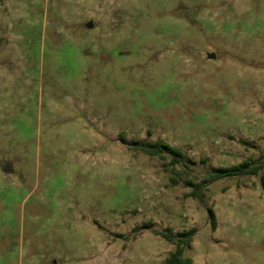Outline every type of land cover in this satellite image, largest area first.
Listing matches in <instances>:
<instances>
[{
	"label": "rangeland",
	"instance_id": "1",
	"mask_svg": "<svg viewBox=\"0 0 264 264\" xmlns=\"http://www.w3.org/2000/svg\"><path fill=\"white\" fill-rule=\"evenodd\" d=\"M245 159L264 0H0V264H161L191 228L192 264H264V166L187 184Z\"/></svg>",
	"mask_w": 264,
	"mask_h": 264
},
{
	"label": "trees",
	"instance_id": "2",
	"mask_svg": "<svg viewBox=\"0 0 264 264\" xmlns=\"http://www.w3.org/2000/svg\"><path fill=\"white\" fill-rule=\"evenodd\" d=\"M123 140L126 139L123 138ZM130 146L137 148L147 154L159 156L163 160H167L169 158L170 164H172V166L175 168L178 164H186V160L188 159V155L181 148L175 147L169 143H165L160 139L155 141L136 139L131 142ZM263 166L264 161L257 162L253 159H245L238 164L214 167L210 172L205 174V177L201 183L195 184L191 181L187 183L188 185L193 186V190L190 194L199 196L204 185L210 184L213 181L224 177L256 174ZM262 180L264 185V175L262 176ZM209 214L212 227L215 229L217 219L215 210L212 207H209ZM146 226H149V223H147ZM157 232L175 245L174 250L169 253V255L161 264L193 263V258L186 256L184 253L186 249L192 245L196 232L195 228L185 229L177 233H174L171 229Z\"/></svg>",
	"mask_w": 264,
	"mask_h": 264
},
{
	"label": "water",
	"instance_id": "3",
	"mask_svg": "<svg viewBox=\"0 0 264 264\" xmlns=\"http://www.w3.org/2000/svg\"><path fill=\"white\" fill-rule=\"evenodd\" d=\"M92 22L90 21L89 22V26H92ZM215 55L214 54H211V57H214ZM12 168H11V165L9 164V163H7V165H6V167H5V170H7V171H9V170H11Z\"/></svg>",
	"mask_w": 264,
	"mask_h": 264
}]
</instances>
